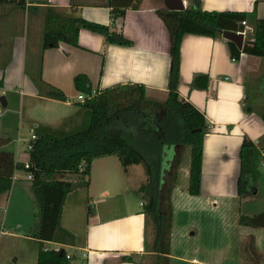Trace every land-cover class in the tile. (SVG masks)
<instances>
[{
  "label": "crops",
  "instance_id": "obj_1",
  "mask_svg": "<svg viewBox=\"0 0 264 264\" xmlns=\"http://www.w3.org/2000/svg\"><path fill=\"white\" fill-rule=\"evenodd\" d=\"M106 1L25 0L22 7L14 1L0 0V95H10V103L4 95L7 104L0 119V136L9 141L0 149L11 151L15 161H28L26 146L32 133L64 137L88 127L91 111L82 105L84 98L78 97L81 93L73 85L76 74H85L93 91L117 84L140 83L149 95L166 97L171 68L170 38L156 13L157 8L166 7L164 1L140 0L138 8L129 7L123 16L116 18L112 17ZM195 1L197 6L194 0H183L185 8L244 11L264 18V0ZM46 6L65 8L85 20L110 25L132 44L108 43L101 34L81 28L78 45L60 41L56 46L42 49ZM250 38L248 34L243 42ZM38 70L42 80L65 93L66 100L39 92L35 80ZM195 72L209 75L206 89H189ZM250 84L255 88L251 104L248 103ZM177 90L179 97L198 108L209 124L203 138L200 193L194 195L199 211H224L227 225L235 228L231 229L228 244L238 250L245 242L242 256L237 255L226 264H264V226L239 222L241 214L252 216L248 213L252 209L242 208V198L252 201L246 203L247 208H260L257 213L264 211V121L259 115L264 108V57L241 53L233 60L222 33L215 37L185 33L179 50ZM14 94L18 98L14 99ZM257 98L260 103L254 105ZM245 104L250 111L244 109ZM244 137L258 148L260 160L254 189L239 196V150ZM11 145H15L16 152L9 148ZM22 152L26 153L25 157ZM110 156L94 159L88 184L73 189L65 197L59 223L74 235V242L69 245L41 243L32 236L38 223L32 184L16 182L20 170L15 171L11 187L0 193V210L6 211L1 222L0 264H37L41 246L53 249L57 245L72 253L70 264H144L146 259H150L148 264H157L162 256L152 251L154 226L151 221L153 230L149 236L143 199L137 209H132L120 197L126 189L120 170L106 163L95 167L96 160ZM60 178L74 182L85 179L72 173ZM174 189L175 185L170 196L172 216ZM172 216L168 264L174 259L186 263L187 258L172 253ZM81 252L85 257H81ZM190 261L199 263L196 259Z\"/></svg>",
  "mask_w": 264,
  "mask_h": 264
},
{
  "label": "trees",
  "instance_id": "obj_2",
  "mask_svg": "<svg viewBox=\"0 0 264 264\" xmlns=\"http://www.w3.org/2000/svg\"><path fill=\"white\" fill-rule=\"evenodd\" d=\"M14 1L22 7L25 0ZM140 0H107L113 18L123 16L127 8H138ZM157 15L165 24L170 38L171 68L167 95L156 99L149 95L140 83L117 84L93 91L89 78L79 73L73 77L75 89L84 95L82 105L91 111L87 128L57 137L40 134L30 141L29 167L15 161L9 150L0 149V193L8 190L15 171L30 172L31 184L37 204L38 223L32 236L62 245L73 244L74 235L59 223L66 195L79 186L88 184L91 162L94 159L116 155L124 169L141 164L147 180L138 191L143 199L145 222L154 226V251L162 256L157 264H168L171 229L170 196L175 185L182 152L190 148L187 191L190 195L200 193L203 138L209 130L204 114L190 101L181 99L177 90L179 81V50L185 33L215 37L223 32L242 31L245 20L251 26L249 40L241 49L227 39L233 60L241 53L264 57V18L236 10H203L187 7L183 10L157 8ZM81 28L101 34L108 43L131 45L132 42L110 25L85 20L65 8L46 6L43 13L41 48L53 47L63 41L78 45L77 36ZM35 80L39 92L50 97L66 100L59 88L46 83L38 70ZM207 73L195 72L189 89H206ZM1 83V82H0ZM246 111L251 108L244 105ZM264 121V108L259 113ZM9 141L0 136V147ZM239 174L237 193L239 196L251 192L257 177L260 154L255 144L244 137L239 150ZM66 173L85 177L80 182L60 178ZM239 222L248 226H264V211L252 216L241 214ZM1 227V219H0ZM123 259L131 260L129 256ZM37 264H70L66 250H44L41 246Z\"/></svg>",
  "mask_w": 264,
  "mask_h": 264
},
{
  "label": "rangeland",
  "instance_id": "obj_3",
  "mask_svg": "<svg viewBox=\"0 0 264 264\" xmlns=\"http://www.w3.org/2000/svg\"><path fill=\"white\" fill-rule=\"evenodd\" d=\"M255 88L252 84L248 86V103H252L253 91ZM0 93H2L0 89ZM5 93V92H4ZM3 95V94H2ZM9 100V93L4 94ZM18 94H14V99L18 98ZM84 97L83 94L78 97ZM159 99L158 97H155ZM260 99L254 100V105H259ZM8 107V106H7ZM12 139V137L10 138ZM15 146V145H14ZM13 145L9 146L15 150ZM16 152V150H15ZM23 157H25V152H22ZM189 161H190V148L186 146L182 152L181 163L178 167L179 173L177 174V181L175 183V200H174V211L172 216V253L174 256H181L188 259V262H182L174 259L172 264H226L235 257L242 256L245 249V242L238 250L236 247L228 244L231 240L229 234L235 228H231L224 219V211L217 212H202L199 211V206L194 195H190L187 191L188 185V175H189ZM104 163L110 167H117L120 170L122 181H125L126 189L121 198H125L126 203L130 204L132 209H137L139 206V201L141 197L136 187L141 185L145 181V171L141 164L130 165L128 169H124L116 155L108 157V159H98L96 160L95 167H103ZM186 170V174H185ZM20 177H18L16 182H25L26 184L31 183L26 179V173L23 171H17ZM119 198V197H118ZM248 199L242 198V208L252 209L249 210V215L257 213V209L260 208H247L246 203L252 201H247ZM36 204V203H35ZM260 207L261 204L259 205ZM256 206V207H259ZM37 210V204L35 205ZM245 210V211H247ZM9 215V213H8ZM6 211L0 210L1 222L3 218L5 219ZM10 216H12L10 211ZM9 216V217H10ZM149 231L148 235H152L153 226L149 223L147 226ZM235 243V242H234ZM199 260V263L192 262L190 260ZM150 259H146L144 264H148Z\"/></svg>",
  "mask_w": 264,
  "mask_h": 264
},
{
  "label": "water",
  "instance_id": "obj_4",
  "mask_svg": "<svg viewBox=\"0 0 264 264\" xmlns=\"http://www.w3.org/2000/svg\"><path fill=\"white\" fill-rule=\"evenodd\" d=\"M164 5L169 9V10H183L185 8L183 0H163ZM194 6H197V1L194 0ZM224 37L227 39L232 40L238 48L241 49L242 44H243V35L241 32H223L222 33ZM0 101L3 106H6L7 101L4 95H0Z\"/></svg>",
  "mask_w": 264,
  "mask_h": 264
},
{
  "label": "built area",
  "instance_id": "obj_5",
  "mask_svg": "<svg viewBox=\"0 0 264 264\" xmlns=\"http://www.w3.org/2000/svg\"><path fill=\"white\" fill-rule=\"evenodd\" d=\"M241 24L244 26V28L242 29V31H237V32H241L242 35H243V38H244V37H246L248 34H251V33H252V28H251V26H249V25L246 23L245 20L241 21ZM4 108H5V107L2 105V103H1V101H0V119H1V117H2V115H3V113H4ZM35 137H36V135H35L34 133H32V134L30 135V138L28 139V143H27V146H26V149H27V150H29V149L31 148L30 141H31L32 139H34ZM23 164H24L25 167H29V163H28V161L24 162ZM26 178H28V179H32L33 176H32V174H31L30 172H28V173H26ZM0 232H1V227H0ZM48 249H50V248H49V247H44V250H48ZM53 249H54L55 251H58L60 248H59L58 245H57V246H55ZM80 255H81V257H85V253H84V252H81ZM66 258H67L68 260H71V258H72V253L67 252V253H66Z\"/></svg>",
  "mask_w": 264,
  "mask_h": 264
}]
</instances>
